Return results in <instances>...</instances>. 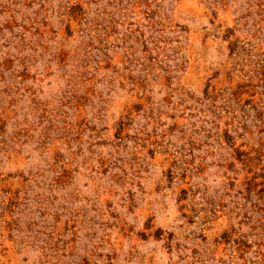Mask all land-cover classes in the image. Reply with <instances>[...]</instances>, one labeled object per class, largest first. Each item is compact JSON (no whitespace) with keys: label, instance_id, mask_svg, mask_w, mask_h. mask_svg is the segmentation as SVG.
I'll use <instances>...</instances> for the list:
<instances>
[{"label":"rangeland","instance_id":"rangeland-1","mask_svg":"<svg viewBox=\"0 0 264 264\" xmlns=\"http://www.w3.org/2000/svg\"><path fill=\"white\" fill-rule=\"evenodd\" d=\"M0 264H264V0H0Z\"/></svg>","mask_w":264,"mask_h":264}]
</instances>
